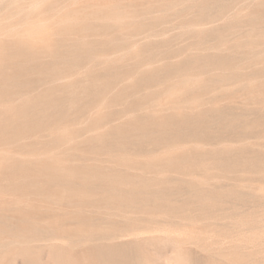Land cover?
Here are the masks:
<instances>
[{
  "label": "rangeland",
  "instance_id": "obj_1",
  "mask_svg": "<svg viewBox=\"0 0 264 264\" xmlns=\"http://www.w3.org/2000/svg\"><path fill=\"white\" fill-rule=\"evenodd\" d=\"M19 1L18 0H10V2H9V0H5V1L0 0V4H1L0 10L2 9L0 11V15H1L0 20L2 19V17H5L4 14L9 13L10 9L17 6L15 4H19ZM22 1L29 3V2H32L33 0H27V1L21 0V2ZM87 1L88 0H80L75 5H73V7H76V8L80 7L84 3H86ZM191 1L192 0H188V2L186 3L187 7L185 4H180V5L178 4L176 6V8L179 10H177L176 12H174L172 14L171 13L167 14V16H165L166 18L161 17L162 13H161L160 7H154V10L153 9L151 10L153 12L148 13V15L152 16V18L146 20L147 22H145L144 27L149 29V32L151 35H153V37L150 35V37H151V39H150L149 33L148 34H145V33L139 34V36L142 40L139 38V36H137L138 37L137 41L139 43V44H137V46L139 45L138 46L139 49H138V47H136V50H138V53H139L138 54L139 56L137 55L138 58L140 57L141 54L143 56L145 53H146L145 55H148V56H146V58L144 55V58L141 56L142 58L140 57V59H138V58L136 59V56L132 54V50H133L132 47H130V46H128L122 42L114 45V47H113V45H110L107 47L104 44L100 45V43H102L107 38H110V36H114L115 35L114 33L106 34V33L102 32L101 34L95 36L98 39L100 38L99 40H102V42L101 41H99L97 43L92 42V44L88 43V42L84 43L82 41H75L74 43L73 42L67 43V42L61 40L60 38H58V39L54 40L52 42V44H50L49 49L52 51H54V50L60 51L61 49H63L64 52L65 51H67V52L63 55V57H65V58H63V57H62V59L60 58L59 61L55 62L54 64H52L50 66L54 69L53 75L43 74V76L39 77L40 76L38 74L39 69H37L35 67V68H32V69L26 71L24 76H20L21 79H24L25 81L27 80V82L23 81V83H20L19 81H17V82H12L13 84L11 83V86L14 88L13 89L11 87V89H13L12 91L16 92V93L14 92L15 97H16V95H17V97H19V99H25V98H32L33 97L36 100L45 96L44 94H46L45 93L46 88H48L49 86L59 88V86L61 87L63 85L65 86L66 84H70L72 86L71 92L73 94L76 92L75 96H77V98H78L77 103L81 102V106L78 104H75L76 109L74 107L73 109H71L72 111L69 110V113L72 117V118H70V124L73 127H74V125H76L75 129H74V133H73V139L74 138L75 139L73 141H71L72 143L71 142H70V144L67 143L68 144L67 145L64 142L55 141L53 138H48V137H50V135L48 133L49 131L47 129H45V127L42 128L39 132V138L37 140L38 146L34 150L33 156L34 155L35 156L31 157L32 163L30 165L27 164L24 166H19L16 164V165H10L8 167H4L3 170H5V171H3V170L0 171V177L2 179H4L3 182L11 179V176L13 175L14 170H17V169H22L23 171H26V172L27 171L32 172L33 176H36V175L39 177H43L46 175L47 176H54L53 172H50L49 170H46L44 168V166H43L44 161H43V158H41V156H43V153H50V151H53V153L55 152V154H56V152H58L57 155H58L59 161L60 160L62 162H63V160L66 161V163L65 162L62 163L64 165V167L66 168V172L67 171L73 172L74 170H75L74 172H78L81 170V168H82V171H83V169L88 168L87 169L88 174L92 175L90 173L91 172L94 173V171H96L95 166H96V164L99 163L98 165H100L103 168V170L101 173H98L99 175H97V176L95 175L94 178H95V180H97V182H95L94 178H93V181L87 185L88 190L91 191V192H87V193L92 194L94 197L97 196L96 192H98V191H101L104 194H106V196H110V197L112 194H113L112 196H114V197H123V195L125 196V194L128 196L136 195V191L132 190L133 188L130 189V187H129L130 190H128L127 188H126L127 190L126 189L123 190V189L118 188V186L116 185L117 183L113 180L111 182L110 178L108 177V173H107V172H109L108 167H110L111 169H114V171H116V172L118 171L117 173L120 176H122L126 173V175H124L125 177L124 176L123 177L127 178V172L126 171H130V169H131L132 172L130 171V173H132L133 175L135 174L136 176L138 174L137 177L141 178V180H145L146 182H148L150 184L149 185L150 189H148V191H147L148 193L147 192L146 193L151 194L152 198L150 196H148L147 194H145V196H147L150 199V201H149L150 206L155 207L157 209V211H156L157 214H155L157 218L155 217V221H154L155 223L153 222L155 225L153 223H151V224H153V226H154L153 227L147 221L148 213L144 212L145 209H143V207L137 206L136 204H130L128 207H126V208L124 207V209H123L125 216L128 214V216L131 218H128V216H126V218H125L123 212L119 211L118 208L120 207V204H121V202H119V201H112V202L107 203L108 206L110 205L109 208L112 209V210L109 209L108 214L103 208H102L103 210L100 209L101 210L100 212L95 213V212H93V209H97L96 208L97 206L88 207V210H90V211L92 210V212H89V213L90 214L94 213V216L90 215L86 218L87 221L91 222L92 225L102 226L104 224V226H102V227H110L111 221L114 222L113 226L115 227V229L111 230V232L108 234V236H110V237L105 236L103 238L102 236L95 235V236L91 237V240H90V238L88 240H83L85 238H78V237L75 238L74 236H69L67 233H64V234L56 233V234H54V233L49 232V231L48 232L44 231V232H40V234H39V232H38L37 234H34V237L32 236V239L34 238L36 240V242H35V240L33 239L34 243L41 247L40 249L42 250L43 254H44L43 251H45L44 249H46L45 255L43 258L44 261H50V258L48 255L49 251L47 250L48 249L47 245L49 244V242L50 243L53 242V240H54V242H56L58 240V242H56V243H61V244L68 243L66 245H69L71 248H73V246H74L73 249L77 250V249L81 248V246L82 247L86 246V244L89 245V244H94L97 242L98 243L103 242V241L105 242V240H106V242L107 241L108 242L109 241L110 242L117 241V243H120L119 241L126 242V240L129 241V240L133 239L132 241L134 242V244H136V243L139 244V245L137 244L138 246L136 245L137 247L135 245H133V246H135L136 249L138 247H139V249L137 251L135 249L131 254L133 259L136 257L139 258L138 260L134 259V260H136V261H134L135 264L136 263L137 264H142V263L143 264L144 263L145 264H148V263H150V264H189V263L190 264H197V263L198 264H264V174H263L264 173V93H263L264 92V83H263L264 82V79H263L264 78V58L262 59L263 63H262L261 59H259V60L249 59V58H247L248 57V55H247L248 49L247 48L243 47V48L238 49L235 46H233L234 41L236 42L237 38H238V37L236 38V36H239L238 40H240V39L244 40V39L249 38V35H250V37L253 35L255 37L257 35L259 36L261 33L264 32V19H263V17H264V0H200V2L198 0L197 1L193 0V1H195V3L193 1L192 2ZM1 2H3V5ZM201 2L203 4H201ZM191 3H193V4H191ZM224 3H225V5H224ZM204 4L206 7L204 6V8H203ZM10 5H12V6L9 7ZM193 5H196V6L198 5L199 7H196ZM6 6H7V8H6ZM3 7H5L7 10ZM195 7L197 9H195ZM199 8H200V12H199ZM205 8H207L206 10H208V12L206 10H203ZM2 11L4 14L2 13ZM204 11H206V13H204ZM150 13H153V15ZM159 13H160V15H159ZM207 13H209V14L207 15ZM201 14H204V16H202ZM239 14H242V17L239 16ZM154 15H156V16H154ZM205 15L209 16V18L206 17ZM153 16H154V18L155 17L157 18V16H158V18L157 19L155 18V20H153L154 19ZM199 17H202V18H199ZM204 17L206 19H204ZM230 18H231V20L232 19L234 20V21H231V23L229 22ZM241 18H242V20H241ZM249 18H252L254 21L252 19H249ZM15 19H17V17ZM255 19L256 20L259 19L260 23L258 21H256ZM12 20L8 19L7 21L9 22ZM238 21H240V22H238ZM228 24H230V25H228ZM198 26H201V27H198ZM233 27H235V28H233ZM202 28L204 30H202ZM225 28H226V30H228V32L229 31H231V33L233 32L232 34H234L235 30L239 34L235 35L237 33L236 32L234 35H232L229 32L230 34L227 35V31L225 30ZM249 28H251V29H249ZM258 28H260V29H258ZM198 29H200V30H198ZM205 29H207V30H205ZM150 30H152V32ZM211 30H213V31H211ZM194 31H196L197 35ZM207 31H209V32L207 33ZM252 31H253V34H252ZM55 32H59V31L55 30ZM200 32H202V33H200ZM211 32H212V34H210ZM223 32H225L224 33L225 36H223ZM255 32H257V33H255ZM258 32H259V34H258ZM201 34L203 36H199ZM218 34H219V36H218ZM243 34H246L245 35L246 37ZM143 35L144 36L148 35L147 37H149V38H147V37H145L146 39L144 37L143 38L145 39V41L150 40L149 43L147 41L145 43L144 39L142 38ZM230 35L232 36V38L230 37ZM216 36L217 37L221 36V37H225V38H227V36H228L231 39L230 40L227 38V40H228L227 45L222 46V48L225 47L224 49H226L223 53H222L223 49L220 48L219 43H218V41H219L218 39H220L221 37L216 38ZM241 36H243V37L241 38ZM259 39H260L259 43L261 41L264 42V40H262L263 37L258 38V40ZM232 40H234V41H232ZM140 41L141 42L143 41L142 45H141ZM150 42H152V44ZM229 42H231V43H229ZM262 42L260 44H261V46H264V45H262V44H264ZM119 44H120V46H118ZM143 44H145V45H143ZM147 44H150L152 46H149V45L147 46ZM140 45L142 47H140ZM230 45H231L232 50L230 49ZM261 46H260L259 50L264 51V47H261ZM150 47H153V48H151L152 51H154L155 49L158 50V51L155 50V54L156 53H158V54H156L154 56V58L152 57L153 60L151 59L153 62L151 60H150L151 62H149L150 58L148 59L149 52L151 50ZM84 48H87V49H84ZM111 48H113L114 50H112ZM217 48H219V50ZM118 49H119L118 52H120V51H121V53L124 52L123 53L124 57H125V58H123L124 61H123V59H121L119 62L118 61L113 62L114 64L113 63L110 64L108 62H105V64H104V61L102 62V60H100V59H97V61L99 62L98 63L97 61H95L96 59L94 60V59L90 58V56H95L97 54L99 55V52L101 54L105 53V52H106V54L107 53L113 54ZM4 50L7 53V55H10V54L14 53V50H16V47L13 43H7L4 47ZM144 50H146V51H144ZM24 51H26V50H20V53H22L23 59L21 58L20 62H18V63H23V64L29 65L30 62L26 59L27 58L31 59V57H33V55L29 52L25 53ZM234 51H236V53ZM237 51H238V53H237ZM240 52H242V54L243 53L244 54L242 55ZM217 53H218L220 58L223 57V59L226 60L227 65L225 64L224 60H222V58L219 61H217L218 59L216 60V58H219ZM221 53L223 56L220 55ZM224 54H226V55L224 56ZM239 54L241 56H239ZM235 55H237V56H235ZM194 56H196V57H194ZM155 57H156V60H155ZM194 58L195 59L198 58V59L195 60ZM233 58L234 59L237 58L236 61ZM190 59H192V60H190ZM65 60H67V61H65ZM142 60H144V61H142ZM237 60H239L238 62H239L240 67H239V65H237L238 63H236ZM240 60H242V61H240ZM222 61L224 63H222ZM234 61H235V63H233ZM244 61H247L249 66H247V63ZM250 61H252L253 63H251ZM64 62H70L71 65H67ZM121 62L123 64V66H122V64H120ZM217 62H218V65H217ZM106 63L108 65H106ZM195 63H197V64L195 65ZM13 64H14V60H12L11 58H8V57H4L3 59L0 60V69L3 70L4 72L5 71L9 72L11 70V68L13 67ZM103 64L106 66H109V68L110 67L114 68V70L113 69H111V70L113 71V75L116 73L115 76H117L118 81L113 86L112 90L109 92V94L112 93L114 95L110 94V96H107V98H108L107 100H108V103H110L109 107L111 108V110H110V108L107 109V113H108V115L106 116L107 119L106 118L104 119L107 123L105 121H103L104 125L101 124L100 130L102 131L103 135H102L101 139H95V138H93L94 133H92V132L94 131V126L92 125V119H91V115H90V113L92 114V112L94 111V104L93 103L91 104V102L89 100L92 98V97H90L91 92L89 93L88 90L86 92L85 86H87V84H89V83H92L93 81L95 82L96 80H98L97 82L100 81V83L104 84V82L107 80L106 74L108 73L109 68H107L108 70H106V66L104 67ZM118 64L120 65V67ZM221 64H223V65L221 66ZM244 64H246V65H244ZM250 64H252V65H250ZM89 65L91 68L88 67ZM102 65H103V67H102ZM9 67H11V68H9ZM87 67L90 69H88ZM229 67L230 68L232 67L234 69L231 68V70H230ZM103 68H105V69H103ZM125 68L126 69L128 68V69L126 70ZM178 68H179V70H178ZM237 68L239 70L242 68L241 69L242 73H241V70L237 71L238 70ZM74 69H76V70H74ZM115 69H117V70H115ZM120 69H122V70H120ZM174 69H176V70H174ZM79 71H82V72H80L81 77L80 76L75 77L73 72H79ZM117 71L120 73V76H119V73ZM148 71H149V73L150 72H152V73L149 74ZM199 71H201L200 74L197 73ZM122 72H123V74H122L123 77L121 76ZM129 72L131 74H129ZM186 72H188L190 74H198V75H200V77L204 76L203 77L204 79L202 77L200 78L202 80L200 82L201 83L203 81L204 82L200 85L202 89H199L200 88V86H199L192 91H190V90L187 91L183 95V99L181 98V100L186 101V100H191V99L199 97L198 99H200L202 101L201 105H199V107L197 106L195 108L182 107L181 112L187 118L181 116V119L178 122V124L166 126L163 131L162 130L160 131L159 129H157L155 131L149 132V134H148L147 132H141L140 130H138L136 128L134 130V128H132V127L135 124H138L142 120H144V117H145L144 114L146 111V108L138 107L136 105V102L144 100V95H146V94L147 95L151 94L153 96V99H155V97L157 99L160 96V94L163 92V90L165 89L164 86L166 85L167 82H177L178 80H180V79H178V77L182 78V76ZM239 72L241 75L239 74ZM93 73H95V74H93ZM153 73H155V74H153ZM174 73L176 76L174 75ZM215 73H216V75H215ZM217 73H219V74H221V76L222 75L223 76L219 77V74H217ZM70 74H71V76H70ZM124 74H127V75H124ZM178 74H180V75L178 76ZM181 74H182V76H181ZM83 75H84V77H83ZM128 75L129 76L133 75L132 77L134 79H132L131 84H129V82H128V79H127ZM102 76L104 79L102 78ZM212 76L214 78H212ZM235 76L238 79H236ZM79 77H80V79H79ZM85 77H87L88 80ZM143 77H146V78L143 79ZM156 77L158 79H156ZM175 77H177L176 80H174ZM223 78H224V80H223ZM66 79H67V81H66ZM207 79H208V81H207ZM211 80H212V82H211ZM221 80L225 81V82H223V84H222ZM258 80H260V81H258ZM10 81H13V80H10ZM46 81H48V82H46ZM215 81H216V83H219V84H214ZM256 81H257V83L259 82L258 85H256L257 84ZM55 82H56V84H55ZM60 82L63 84H61ZM84 82H85V84H84ZM210 82L213 83L215 86L212 85ZM242 82H243V84H242ZM244 82H245V84H244ZM123 83H126V84H123ZM209 83H210V85H209ZM220 83L222 84V86ZM53 84H55V85H53ZM206 84H208L209 88H207L208 86ZM249 84H251V85H249ZM0 85L2 87V84H0ZM16 85H18V86H16ZM259 85H261V86H259ZM248 86H250V87L248 88ZM253 86H255V87H253ZM244 87L246 90L244 89ZM222 88L225 91L222 90ZM28 89H29V91H28ZM252 89L253 90L255 89V90L253 91ZM219 91H222V92H219ZM260 91H262V92H260ZM37 92H39V93L37 94ZM247 92L249 95L246 94ZM141 93H143V94H141ZM81 94H83L84 96L86 94V96L84 97ZM87 95H90V96H87ZM251 95L253 97H251ZM254 95H256V96H254ZM111 96H112V98H111ZM130 98H133V100L132 99L130 100ZM136 98H138V100ZM66 99H69L67 94H66ZM84 99L86 101H84ZM125 99L129 100L130 102L125 100ZM126 101H127V103H126ZM129 103H131V104H129ZM39 106L40 105L35 106L34 111L39 110L40 109ZM145 106H147V108H149L148 107L149 105L145 104L144 107ZM77 107H79V108H77ZM82 107H84V109L80 110ZM169 107H171V103L165 101V103L163 105V112L164 113L162 111H160L162 109L155 111V113L153 112L157 117L156 120H158L159 125H161L162 122H164L166 120V118H168L169 115L174 112L173 109H171V108L168 109ZM78 110L80 111V114H79ZM151 111H153V110H151ZM165 111H167V112H165ZM83 112H84V114H83ZM129 113H131V114H129ZM82 114H83V116L81 117ZM131 115L133 118L131 117ZM138 115H140V116H138ZM135 116H137V117H135ZM141 116H142V118H141ZM160 117H161V119H160ZM82 118H85V119L87 118L89 122L87 121V119L82 120ZM162 119L163 120L165 119V120L162 121ZM74 120H75V122H74ZM124 120H126V121H124ZM58 122L59 121H57V124H58ZM112 123H114V124H112ZM105 124H109V125H105ZM79 125H81V126H79ZM82 125H84V126H82ZM54 126L55 125H53V127ZM77 127H78V130H77ZM103 128H104V130H103ZM120 128H125L126 131L120 132ZM139 133L141 136L139 135ZM143 133L146 135H144ZM86 135H88V136H86ZM83 136H84V138H83ZM78 138H79V140H78ZM26 139H28V138H26ZM83 139L84 140L86 139V140L84 141ZM89 139H91L92 141ZM81 140H82V142H81ZM99 140H101V141H99ZM105 140H107V142ZM104 143L105 144L107 143L106 145L108 146V148L105 151L104 150H98L100 148V145L104 144ZM58 144H59V146H58ZM168 144L179 145V146H182V147L187 148V149L193 148L194 147L193 145L201 146L200 149L205 150L203 152H205L206 154H203L201 156H197L196 158L193 157L192 161L195 160L194 162H197L199 159H201V160L204 159L207 162H210V163L213 162L212 163L213 167L211 165V167L209 169H207L208 174H207L206 170L201 169V168H200L201 169L200 170L198 167H195V166H193L194 168L191 167L192 170H190V167H187L186 169L185 168L181 169V167H178L180 162H178L177 160L173 161L174 158L172 156L170 157V155L167 154L166 148H167ZM113 145H116V146H113ZM191 145L193 147H191ZM4 146L5 145L0 143V148L4 147ZM61 147H62V149L59 150ZM18 148L19 147H16L14 149L21 151L20 150L21 148H19V149ZM87 148H89V149H87ZM120 148L122 150H120L118 152V150ZM67 150H73L74 153H72V154L69 153V155H70L69 156L68 153H65ZM76 150L78 152H76ZM125 151L126 152L128 151V153H126ZM82 152H83V154H82ZM116 152H118V153H116ZM21 153H22L21 154L22 156L25 155V153H23V152H21ZM125 153L127 156H130V158L132 159L131 160L132 165L129 168L127 167V165H124L123 163H121L119 161L120 155L121 154L125 155ZM98 154H100V155H98ZM157 154H159V155H157ZM59 155L60 156L62 155L63 157L62 156L60 157ZM148 156L149 157L152 156V157L149 158ZM164 156H166V157L164 158ZM65 157H67L68 159ZM77 157H78V159H76ZM153 157L155 159H153ZM94 158H97V160ZM169 158H171L173 162H170L171 159L169 160ZM149 159L151 162H149ZM69 160L70 161L72 160L71 162L73 164L70 165V162H67ZM73 160L76 164L73 162ZM94 160H96L95 163L93 162ZM176 161L178 163V166H177ZM77 162H79L80 164L79 163L77 164ZM119 162H120V164H119ZM244 162H246L249 165L244 164ZM133 163H134L135 167L133 166ZM150 163L151 164L153 163L152 164L153 166ZM170 163L173 164L174 166H177V167H174ZM240 163H242L243 165ZM65 165H67V166H65ZM77 165H79L80 168ZM240 165H241V167H240ZM132 166L134 167V169ZM33 167H35V168H33ZM39 167H40V169H39ZM234 168H235V170H234ZM104 169H106V170H104ZM196 169L197 170L199 169L200 171L199 170L197 171ZM253 169H254V171H253ZM119 170H121V171L119 172ZM193 170H196V171L193 172ZM133 171H134V173H133ZM135 171L138 173L136 174ZM123 172H124V174H122ZM193 173H195L196 177L194 176ZM202 173H204V174H202ZM101 174L102 175L104 174L103 176H105V178ZM141 174H142V176H141ZM189 174L191 177H189ZM203 175H204V177H203ZM207 175H208V177H206ZM156 176H161V177H158L159 179L160 178L162 179L163 177H165L162 179L163 181L167 178L165 180V182H168V183L165 184L167 186L164 185L165 188L161 187V186H163L162 184H159L160 186L157 185L158 184L157 180H159V179ZM187 178H188V180H187ZM195 178H197V180ZM203 178L205 179L204 181H203ZM99 179H100V181H99ZM148 179H149V181H148ZM206 179H208V180H206ZM200 181L203 182L202 184H204V183L205 184L202 185ZM114 182L116 184H113ZM169 182H171V183L169 184ZM99 183H100V185L97 186V184H99ZM91 184H93L94 186ZM54 185L55 184L46 185V187L55 188ZM194 185H196V186H194ZM57 186L61 188L64 186V184L63 185L59 184ZM80 186H81L80 184L75 183V184L71 185L69 189L79 190ZM168 186L169 187L171 186V188H169ZM188 186H189V188H188ZM202 186H204V187H202ZM151 187H154V188H151ZM194 187H196V188H194ZM223 189H225V190H223ZM110 190H112L113 192L112 191L109 192ZM150 190H151V192H150ZM201 190H204V191H201ZM218 190L221 192V193L219 192L220 195L217 194V196L219 195L218 197L215 195L213 196L212 194H215L214 193L215 191H216V193H218ZM206 191H208V192H206ZM0 192L11 193V190L7 189L6 186H2V187H0ZM196 192H198V193H196ZM227 192H228V194L226 195ZM2 193H0V195H2ZM200 193H202L204 196L201 195ZM24 194H26V193H24ZM223 194H225L227 197L224 198L225 195H223ZM117 195H119V196H117ZM33 196H35V198L37 200H39L41 198H38V197H42L43 195L34 194ZM94 197H92V199ZM200 198H201L202 202H201V200H199ZM209 199H212V200H209ZM16 200H17V198L15 197L13 199L12 203H9V204L3 205V206L1 205V207H0V218H1L0 223L3 221L4 222V223L2 222L3 224H7V225L3 226V224L1 223L0 228L6 230V232H8V233L2 232L3 234L0 236L1 237L0 243L2 246V247L0 246V252H1L0 256H3L4 254H12V251L9 252V250L13 249L14 247L20 246V244H21L20 240L18 241L13 237L11 238V236L9 235L10 229L13 228L12 230H14V229H16L22 225L21 222L13 219V211H14V207L16 206L14 201H16ZM207 200L209 203L207 202ZM172 202H174V204ZM186 202H187V204H185V207H184L182 204H184ZM177 204L180 205V207H179L180 210H178V209L175 210L178 207ZM200 204H201V206H200ZM206 204L207 205L209 204V206H207ZM8 205H10L11 210L8 209L9 208ZM100 205H103V207L106 206V208H108L107 205L105 204V202L101 203ZM163 205H165V206H163ZM181 205L184 207V209ZM187 205H189L190 208H188ZM116 206H119V207H116ZM166 206H168V208ZM174 206H175V209L173 208ZM53 208H54V210H57V207L55 208V206H54ZM202 208H203V211H201ZM207 208H208V210H207ZM3 209H5V210H3ZM185 209H187V210H185ZM130 210L132 212H130ZM10 212H11V214H10ZM102 212L104 213L106 218L104 217ZM119 212L122 214H118ZM179 212H180V214H179ZM129 213L131 215H129ZM182 213H184V214H182ZM96 214H97V216H96ZM100 214H101V216H100ZM255 214L257 217V221H256V217L254 216ZM109 215H113V216H110V218H109ZM182 215H185V216L187 215V216L185 217ZM250 215H252L253 218L255 217L254 221H253V218H251L252 216L250 217ZM119 216H122V217L119 218ZM169 216H171V217H169ZM247 216H249L250 218L249 217L247 218ZM259 216L261 217V220H259L260 219ZM103 218H105V219H103ZM244 218H245V220H244ZM246 218L248 219V221H250V223L247 221ZM127 219H129L130 221L133 220L137 224L139 221L140 225L138 224V227H136L137 224H131L132 227L127 230L128 223L130 222V221L129 222L127 221L126 223H124ZM137 219H138V221H137ZM142 219H143V221H141ZM249 219H251V220H249ZM109 220H110V222H109ZM95 221L97 222L96 224L94 223ZM74 222H75V224H74ZM122 222H123V224H122ZM142 222L144 224H142ZM76 223L77 222L75 220H67L66 221V225H67L66 227H68L69 229H74V227L76 226ZM146 224L148 226H145ZM142 225H144L145 229L143 228ZM2 226H3V228H2ZM11 226H12V228H10ZM139 226H141V227L139 228ZM149 226H152V227H150L151 229L149 228ZM194 226H196V227H194ZM1 229H0V231H1ZM168 229H170V230H168ZM146 230H148V231H146ZM185 231L187 233H194L196 231H199V232L203 231V232L201 234L193 235L191 238L187 239L184 242L183 241H177V243H176V241H173V239H171V240L169 239V238H171L170 234H172V235L175 234L176 237L178 236L177 238H182L183 232H185ZM157 232H160V233H157ZM42 233H44V234H42ZM47 233H48V235H47ZM240 233L244 234L245 239H243V237L240 236ZM52 234H54L53 237L51 236ZM207 234H208V236H207ZM6 235H8V236H6ZM149 235H151V236H149ZM3 236H4V238H3L4 242L2 239ZM55 236H56V240L54 239ZM35 237H37V238H35ZM57 237L58 238L60 237L59 238L60 240ZM68 237H70V238H68ZM107 237H108V240H107ZM109 238H111V239H109ZM114 238H115V241H114ZM155 238H157V239H155ZM5 239L6 240L8 239V240L6 241ZM9 240L12 241L14 244L17 243V245H13V246L10 245ZM79 240L82 242H79ZM16 241H18L19 244ZM13 243H11V244H13ZM176 244H177V247H176ZM3 246H4V248H3ZM143 246H145V247H143ZM178 246H180V248ZM44 247H46V248H44ZM140 249H143L142 250L143 252L142 251L140 252L139 251ZM178 250H179V252H178ZM135 251L137 253L139 251L140 254L138 253L136 256ZM47 252H48V254H47ZM141 256H142V259H140ZM23 257L24 256L21 257V255L16 256V258L14 259V262L16 261L15 264H26L27 262H25L26 260ZM46 257H47V259H46ZM181 258L184 260H182ZM16 259H18V260H16ZM191 259H192V261H191ZM139 260L141 261V263ZM145 260H148V261L146 262ZM202 260L206 261V262H202ZM189 261H191V262H189ZM199 261H201V262L199 263ZM51 262H52V260H51Z\"/></svg>",
  "mask_w": 264,
  "mask_h": 264
},
{
  "label": "bare ground",
  "instance_id": "obj_2",
  "mask_svg": "<svg viewBox=\"0 0 264 264\" xmlns=\"http://www.w3.org/2000/svg\"><path fill=\"white\" fill-rule=\"evenodd\" d=\"M5 1V0H4ZM19 1V0H18ZM27 1V0H26ZM80 0H33L32 2H21V0L19 1V4H15L17 6L13 7L12 9H10L8 14H4L3 11L2 13L5 15V17H2V19L0 20V60L3 59L4 57H8L11 58L12 60H14V64L13 67H9L11 68V70L9 72H4L3 70L0 69V84H2V87L0 85V143L5 145L4 147L0 148V171L3 170L4 167H8L10 165H19V166H24V165H30L32 163V156L34 154V150L35 148L38 146L37 145V140L39 138V132L42 128L45 127V129H47L50 137L48 138H53L55 141H60V142H64V143H69L71 141H73V133H74V127L70 124V118L71 115L69 113V110L72 111L71 109H73L76 106L75 104H78L81 106V102L77 103L78 98L77 96H75L76 92L73 94L71 92L72 90V86L70 84H66L65 86H59V88H55L53 86H49L48 88H46V91L44 94L45 96H43L42 98H39L38 100L32 98H25V99H19V97H15V93L12 91L14 88L11 86L12 82H17L19 81L20 83L27 82V80L25 81L24 79H21L20 76H24L26 71L32 69V68H37L38 70V74L40 75L39 77L43 76V74H49V75H53L54 73V69L52 67H50L52 64H54L55 62L59 61L60 58L62 59L63 55L67 52L63 49H61L60 51H52L49 49L50 44H52V42L58 38H60L61 40L67 42V43H74L75 41H82L84 43L88 42L91 43L92 42H99L102 40H99L98 38H96L95 36L101 34L102 32L106 33V34H110V33H114V36H110V38H107L106 40H104L101 44H104L106 47L110 46V45H116L118 43H125L126 45L132 47V54L136 56V59L138 58V50H136V47L138 43L137 41V36H139V34L145 33L148 34L149 33V37H150V32L148 28H145V22H147L146 20L151 19L152 16L148 15L149 12H153L151 11L152 9L154 10V7H160L161 8V13H162V18L167 16V14H172L174 12H176L177 9L176 6L179 4H185L188 2V0H88L86 3H84L82 6L80 7H73V5H75L77 2H79ZM193 1V0H192ZM191 1V2H192ZM197 1V0H196ZM200 2V0H198ZM10 2V0H9ZM8 2V3H9ZM195 3V1H193ZM198 2V3H199ZM204 2V1H203ZM3 5V2H1ZM211 3V2H210ZM12 4V3H11ZM193 4V3H191ZM201 4H203L201 2ZM262 4V3H261ZM184 5V6H185ZM199 5V4H198ZM196 7H199V6ZM225 5V3H224ZM1 6V4H0ZM12 5H10L9 7H11ZM205 4L203 5L204 8ZM8 7V8H9ZM187 7V5H186ZM191 7V6H190ZM189 7V8H190ZM195 7V9H197ZM206 7V6H205ZM208 7V6H207ZM230 7V6H229ZM1 8V7H0ZM5 8V7H3ZM7 8V6H6ZM5 8V9H6ZM4 9V10H5ZM159 9V8H158ZM192 9V8H191ZM207 8L203 9L206 10ZM242 9V8H241ZM2 10V9H1ZM0 10V11H1ZM7 10V9H6ZM198 11V10H197ZM202 11V10H201ZM208 12V10H206ZM206 11H204V13H206ZM199 12H200V8H199ZM198 13V12H197ZM153 15V13H150ZM155 14V13H154ZM176 14V13H175ZM209 13H207L208 15ZM212 14V13H211ZM216 14V13H215ZM160 15V13H159ZM158 15V16H159ZM197 15V14H196ZM202 16H204V14H201ZM200 15V16H201ZM214 15V14H213ZM212 15V16H213ZM1 16V15H0ZM156 16V15H154ZM153 16V18H154ZM157 16V18H158ZM206 16V15H205ZM239 16L242 17V14H239ZM17 17V19H15ZM209 18V16H206ZM235 17V16H234ZM237 17V16H236ZM156 18V17H155ZM155 18L153 20H155ZM156 18V19H157ZM166 18V17H165ZM164 18V19H165ZM202 18V17H199ZM240 18V17H239ZM256 18V17H255ZM12 20V21H7V20ZM161 19V18H160ZM159 19V20H160ZM204 19H206L204 17ZM237 19V18H236ZM252 19V18H249ZM264 19V17H263ZM240 20V19H239ZM242 20V18H241ZM253 20V19H252ZM256 20V19H255ZM231 21H234L233 19L231 20L230 18V23ZM254 21V20H253ZM260 23L259 19L256 20ZM240 22V21H238ZM149 23V22H148ZM249 23V22H248ZM258 23V24H259ZM262 23V22H261ZM230 25V24H228ZM253 26V25H252ZM201 27V26H198ZM197 27V28H198ZM192 28V27H191ZM195 28V27H194ZM204 28V27H203ZM202 28V30H204ZM235 28V27H233ZM252 28V27H251ZM249 28V29H251ZM256 28V27H255ZM254 28V29H255ZM223 29V28H222ZM248 29V30H249ZM260 29V28H258ZM257 29V30H258ZM55 30L59 31V32H55ZM192 30V29H191ZM196 30V29H195ZM200 30V29H198ZM207 30V29H205ZM209 30V29H208ZM226 30V28H225ZM247 30V31H248ZM152 32V30H150ZM213 31V30H211ZM227 31V35L231 33V31L228 32ZM196 33V31H194ZM209 31H207L208 33ZM237 31L235 30L234 34ZM250 32V31H249ZM248 32V33H249ZM261 32V31H260ZM202 33V32H200ZM206 33V34H207ZM215 33V32H214ZM218 33V32H217ZM225 32H223V36ZM233 33V32H232ZM231 33V34H232ZM251 33V32H250ZM257 33V32H255ZM204 34V33H203ZM205 34V35H206ZM212 34V32L210 33ZM232 34V35H234ZM239 33L237 32L235 35H238ZM253 34V31H252ZM259 34V32H258ZM197 35V33H196ZM204 35V36H205ZM242 35V34H241ZM244 36L246 34H243ZM249 35V34H248ZM146 36H142V38L147 37ZM153 37V35H151ZM199 36H203L202 34ZM219 36V34H218ZM258 36V35H257ZM254 35L247 39H239V36H236L237 41L233 43V46H235L236 48L240 49V48H247V55L249 59H254V60H259L264 58V51L262 52L260 49L261 46V42L259 43L260 39L258 40V38L263 37L262 40H264V32L261 33L258 37ZM261 36V37H260ZM147 37V38H149ZM221 37V36H220ZM217 37L216 38H220ZM230 37L232 38V36L230 35ZM234 37V36H233ZM243 36H241L242 38ZM246 37V36H245ZM140 38V36H139ZM143 38V39H144ZM204 38V37H203ZM215 38V39H216ZM228 39H230L227 36ZM225 37H221L220 39H218V43L220 48H222V46L227 45L228 40ZM141 39V38H140ZM146 39V38H145ZM144 39V41H145ZM151 39V37H150ZM142 40V39H141ZM231 40V39H230ZM147 41V40H146ZM145 41V43H146ZM150 41V40H149ZM149 41H147L149 43ZM231 41V42H232ZM141 42V41H140ZM229 42V43H231ZM7 43H13L16 47V50H14V53L7 55V53L4 50V47ZM143 41L141 42L142 45ZM152 44V42H150ZM264 43V42H262ZM90 44V45H91ZM99 44V43H98ZM140 45V47H142ZM145 45V44H143ZM152 46L150 44H147V46ZM264 45V44H262ZM66 46V45H65ZM88 46V45H87ZM120 46V44L118 45ZM68 47V46H67ZM101 47V46H100ZM264 47V46H261ZM105 48V47H104ZM116 48V47H115ZM153 47H150V49ZM156 48V47H155ZM225 48V47H224ZM222 48V53L226 50ZM66 49V48H65ZM68 49V48H67ZM87 49V48H84ZM112 50H114L113 48H111ZM139 49V47H138ZM219 50V48H217ZM230 49L231 45H230ZM237 49V50H238ZM20 50H26L24 51L25 53L29 52L33 55V57H31V59H26L30 62V64H23V63H18L20 62V59L22 58V53H20ZM149 50V49H148ZM147 50V51H148ZM156 50V49H155ZM155 50L152 51V49L149 52V62H151L154 58V56L158 53L155 54ZM235 50V49H234ZM244 50V49H243ZM70 51V50H69ZM91 51V50H90ZM94 51V50H93ZM96 51V50H95ZM100 51V50H99ZM110 51V50H109ZM117 51V52H116ZM115 53L113 54H106L105 53H100L99 55H95V56H90L91 59H96L95 61H97V59L102 60V62H108L110 64H112L113 62H119L121 59L125 58L124 57V52L121 53L118 52V50H116ZM146 51V50H144ZM158 51V50H156ZM241 51V50H240ZM79 52V51H78ZM82 52V51H81ZM97 52V51H96ZM218 52V51H217ZM236 53V51H234ZM80 53V52H79ZM145 53V52H144ZM220 53V52H219ZM222 53L220 55H222ZM226 53V52H225ZM238 53V51H237ZM242 54V52H240ZM82 54V53H81ZM89 54V53H88ZM123 54V55H122ZM146 54V53H145ZM144 54V55H145ZM160 54V53H159ZM233 54V53H232ZM244 54V53H243ZM242 54V55H243ZM138 55V56H137ZM144 55L142 56V54L140 55V57L142 56L144 58ZM193 55V54H192ZM191 55V56H192ZM218 55V53H217ZM226 54H224L225 56ZM84 56V55H83ZM148 55H145V58ZM158 56V55H157ZM156 56V57H157ZM223 56V55H222ZM233 56V55H232ZM237 56V55H235ZM239 56H241L239 54ZM140 57L138 59H140ZM141 57V58H142ZM155 57V60H156ZM196 57V56H194ZM215 57V56H214ZM219 57V55H218ZM243 57V56H242ZM65 58V57H63ZM127 58V57H126ZM199 58V57H198ZM196 58V59H198ZM222 60H224L225 64H226V60L223 59V57H221ZM216 58L217 61H219L221 59ZM23 59V58H22ZM67 59V58H66ZM152 59V60H151ZM195 59V58H194ZM195 59V60H196ZM234 59V58H233ZM237 59V58H236ZM236 59H234L236 61ZM25 60V59H24ZM93 60V61H94ZM99 60V61H100ZM146 60V59H145ZM151 60V61H150ZM192 60V59H190ZM228 60V59H227ZM231 60V59H230ZM229 60V61H230ZM246 60V59H245ZM67 61V60H65ZM124 61V59H123ZM144 61V60H142ZM232 61V60H231ZM235 61L233 63H235ZM239 60H237L236 63H238L237 65H239ZM242 61V60H240ZM98 62V61H97ZM153 62V61H152ZM193 62V61H192ZM191 62V63H192ZM222 61V63H224ZM247 63V61H244ZM251 63H253L252 61H250ZM259 62V61H258ZM257 62V63H258ZM67 65H71L70 62H64ZM87 63V62H86ZM94 63V62H93ZM99 63V62H98ZM199 63V62H198ZM263 63V61H262ZM79 64V63H78ZM89 64V63H88ZM102 64V63H101ZM103 64V65H104ZM114 64V63H113ZM116 64V63H115ZM122 64V62L120 63ZM197 63H195L196 65ZM224 64V65H225ZM9 65V64H8ZM66 65V66H67ZM102 65V67H103ZM106 65H108L106 63ZM104 65V67L106 66ZM119 65V64H118ZM192 65V64H191ZM218 65V62H217ZM223 64H221L222 66ZM227 65V64H226ZM242 65V64H241ZM246 65V64H244ZM252 65V64H250ZM256 65V64H255ZM261 65V64H260ZM4 66V65H3ZM75 66V65H74ZM114 66V65H113ZM123 66V64H122ZM121 66V67H122ZM168 66V65H167ZM202 66V65H201ZM234 66V65H233ZM247 66L248 63H247ZM263 66V65H262ZM8 67V66H7ZM31 67V68H30ZM60 67V66H59ZM63 67V66H62ZM72 67V66H71ZM90 67V65L88 66ZM87 67V68H88ZM94 67V66H93ZM92 67V68H93ZM116 67V66H115ZM120 67V65H119ZM169 67V66H168ZM193 67V66H192ZM218 67V66H217ZM220 67V66H219ZM235 67V66H234ZM240 67V65H239ZM91 68V67H90ZM88 68V69H90ZM107 68H109V66H106V70H108ZM230 68V67H229ZM232 68V67H231ZM230 68V70H231ZM105 69V68H103ZM114 68L110 67L108 70L107 75V80L103 83L97 82L98 80H96L95 82L93 81L92 83L87 84V86H85V91L87 92V90L89 91V93L91 92V96L92 97L90 100L91 104H94V111L92 112L91 115V119H92V125L94 126V131L92 133L93 134V138L95 139H101L102 137V131L100 130L101 128V124H103V121H105L104 119L106 118V116L108 115L107 113V109H109L110 107V103H108V98L107 96H110L109 92L112 90L113 86L117 83L118 78L117 76H115V74L113 75V71L111 70ZM126 69V68H125ZM124 69V70H125ZM128 69V68H127ZM126 69V70H127ZM172 69V68H171ZM197 69V68H196ZM227 69V68H226ZM225 69V70H226ZM234 69V68H232ZM238 69V68H237ZM242 69V68H241ZM240 69V70H241ZM76 70V69H74ZM84 70V69H83ZM117 70V69H115ZM122 70V69H120ZM137 70V69H136ZM167 70V69H166ZM176 70V69H174ZM179 70V68H178ZM201 70V69H200ZM239 69L237 71H240ZM112 71V72H111ZM119 71V70H118ZM117 71V72H118ZM130 71V70H129ZM187 71V70H186ZM192 71V70H191ZM197 71V70H196ZM202 71V70H201ZM201 71L197 72V73H201ZM234 71V70H233ZM232 71V72H233ZM80 72H73L74 76H80ZM126 72V71H125ZM137 72V71H136ZM139 72V71H138ZM157 72V71H156ZM175 72V71H174ZM119 73V72H118ZM142 73V72H141ZM144 73V72H143ZM146 73V72H145ZM149 73V71H148ZM152 73V72H150ZM149 73V74H150ZM158 73V72H157ZM224 73V72H223ZM226 73V72H225ZM242 73V70H241ZM95 74V73H93ZM123 72L121 73V76L123 77ZM129 74H131L129 72ZM138 74V73H137ZM155 74V73H153ZM152 74V75H153ZM219 74V73H217ZM229 74V73H228ZM233 74V73H232ZM240 74V72H239ZM238 74V75H239ZM62 75V74H61ZM86 75V74H85ZM102 75V74H101ZM127 75V74H124ZM147 75V74H146ZM145 75V76H146ZM157 75V74H156ZM175 75V73H174ZM180 74H178L179 76ZM213 75V74H212ZM216 75V73H215ZM225 75V74H224ZM230 75V74H229ZM241 75V74H240ZM239 75V76H240ZM243 75V74H242ZM71 76V74H70ZM105 76V75H104ZM120 76V73H119ZM133 75L127 77L129 84H131L132 79H134L132 77ZM154 76V75H153ZM176 76V75H175ZM182 76V74H181ZM214 76V75H213ZM212 76V78H214ZM218 76V75H217ZM221 76V74H219V77ZM223 76V75H222ZM221 76V77H222ZM238 76V77H239ZM81 77V76H80ZM79 77V79H80ZM84 77V75H83ZM100 77V76H99ZM106 77V76H105ZM126 77V76H125ZM135 77V76H134ZM150 77V76H149ZM202 77V76H201ZM200 75L198 74H190L188 72H186L182 78L178 77L177 82H167L166 85L164 86L165 89L163 90V92L160 94V96L156 99H153V96L151 94H146L144 95V100L141 101H137L136 105L138 107H143L146 108L145 114H144V120H142L140 123L135 124L132 128H135L140 130L141 132H147L149 134V132L151 131H155L157 129H159L160 131L164 130L166 126H171V125H176L178 124V122L181 119V116L186 117L182 112H181V108L182 107H188V108H195V107H199V105H201V100L198 98H194L191 100H186V101H182L181 98L183 99V95L187 92V91H192L194 89H196L197 87H199L202 83L200 81H202L200 78ZM204 77V76H203ZM202 77V78H203ZM12 78V79H11ZM58 78V77H57ZM87 78V77H85ZM103 78V76H102ZM146 77H143V79ZM218 78V77H217ZM236 78V76H235ZM45 79V78H44ZM77 79V78H76ZM90 79V78H89ZM94 79V78H93ZM104 79V78H103ZM125 79V78H124ZM156 79H158L156 77ZM164 79V78H163ZM177 77H175L174 80H176ZM204 79V78H203ZM238 79V78H236ZM241 79V78H240ZM264 79V78H263ZM13 80V81H10ZM41 80V79H40ZM62 80V79H61ZM65 80V79H64ZM63 80V81H64ZM88 80V78H87ZM121 80V79H120ZM123 80V79H122ZM213 80V79H212ZM211 80V82H212ZM216 80V79H215ZM220 80V79H219ZM224 80V78H223ZM242 80V79H241ZM42 81V80H41ZM67 81V79H66ZM85 81V80H84ZM136 81V80H135ZM164 81V80H163ZM208 81V79H207ZM260 81V80H258ZM45 82V81H44ZM48 82V81H46ZM59 82V81H58ZM70 82V81H69ZM89 82V81H88ZM87 82V83H88ZM102 82V81H101ZM121 82V81H120ZM142 82V81H141ZM210 82V83H211ZM223 82L221 80V83L223 84ZM253 82V81H252ZM61 83V82H60ZM68 83V82H67ZM138 83V82H137ZM209 83V85H210ZM220 83V84H221ZM247 83V82H246ZM249 83V82H248ZM257 83V81H256ZM259 83V82H258ZM258 83L256 85H258ZM262 83V82H261ZM264 83V82H263ZM13 84V83H12ZM45 84V83H44ZM56 84V82H55ZM53 84V85H55ZM63 84V83H61ZM85 84V82H84ZM103 84V85H102ZM120 84V83H119ZM126 84V83H123ZM128 84V85H129ZM212 85L214 84H219V83H211ZM221 84V86H222ZM243 84V82H242ZM245 84V82H244ZM252 84V83H251ZM249 84V85H251ZM79 85V84H78ZM102 85V86H101ZM161 85V84H160ZM208 86V84H206ZM247 85V84H246ZM262 85V84H261ZM259 85V86H261ZM18 86V85H16ZM76 86V85H75ZM130 86V85H129ZM141 86V85H140ZM215 86V85H214ZM213 86V87H214ZM217 86V85H216ZM258 86V87H259ZM11 87L13 89H11ZM82 87V86H81ZM80 87V88H81ZM101 87V88H100ZM123 87V86H122ZM205 87V86H204ZM241 87V86H240ZM250 86H248L249 88ZM252 87V86H251ZM255 87V86H253ZM19 88V87H18ZM76 88V87H75ZM74 88V89H75ZM133 88V87H132ZM209 88V86L207 87ZM260 88V87H259ZM20 89V88H19ZM118 89V88H117ZM199 89H202L201 86ZM228 89V88H227ZM245 89V87H244ZM258 89V88H257ZM256 89V90H257ZM33 90V89H32ZM136 90V89H135ZM213 90V89H212ZM222 90H224L222 88ZM246 90V89H245ZM253 90V89H252ZM255 90V89H254ZM253 90V91H254ZM259 90V89H258ZM257 90V91H258ZM29 91V89H28ZM77 91V90H76ZM81 91V90H80ZM119 91V90H118ZM117 91V92H118ZM225 91V90H224ZM227 91V90H226ZM248 91V90H247ZM263 91V90H262ZM260 91V92H262ZM21 92V91H20ZM32 92V91H31ZM40 92V91H39ZM37 92V94L39 93ZM121 92V91H120ZM126 92V91H125ZM200 92V91H199ZM222 92V91H219ZM150 93V92H149ZM192 93V92H191ZM264 93V92H263ZM66 94L68 96L69 99H66ZM109 94V95H108ZM127 94V93H126ZM143 94V93H141ZM196 94V93H195ZM248 94V92L246 93ZM35 95V94H34ZM82 96H84L83 94H81ZM114 95V94H112ZM123 95V94H122ZM140 95V94H139ZM193 95V94H192ZM249 95V94H248ZM86 96V94H85ZM84 96V97H85ZM124 96V95H123ZM126 96V95H125ZM141 96V95H140ZM156 96V95H155ZM256 96V95H254ZM22 97V96H21ZM79 97V96H78ZM187 97V96H186ZM250 97V96H249ZM248 97V98H249ZM251 97H253L251 95ZM250 97V98H251ZM259 97V96H258ZM88 98V97H87ZM112 98V96H111ZM133 100V98H130V100ZM138 100V98H136ZM185 99V98H184ZM247 99V98H246ZM127 100V99H125ZM140 100V99H139ZM84 101H86L84 99ZM129 101V100H127ZM126 101V103H127ZM165 101L171 103V107H169L168 109H173L174 112L171 113L169 115L168 118H166V120L164 121L162 119V124L159 125L158 120H156V115L154 114L155 111L162 109L160 111L163 112V105L165 103ZM130 102V101H129ZM149 103V104H148ZM90 104V105H91ZM131 104V103H129ZM147 104L149 105L147 108V106L144 107V105ZM40 105V109L34 111L35 106ZM77 105V106H78ZM79 108V107H77ZM84 107H82L80 110H83ZM111 110V108H110ZM153 110V111H151ZM75 111V110H74ZM79 111V110H78ZM86 111V110H85ZM109 111V110H108ZM123 111V110H122ZM154 112V113H153ZM167 112V111H165ZM164 113V112H163ZM169 113V112H168ZM80 114V111H79ZM84 114V112H83ZM83 114L81 115V117L83 116ZM89 114V113H88ZM131 114V113H129ZM122 115V114H121ZM161 115V114H160ZM168 115V114H167ZM75 116V115H74ZM73 116V117H74ZM123 116V115H122ZM140 116V115H138ZM163 116V115H162ZM132 117V115H131ZM137 117V116H135ZM133 118V117H132ZM140 118V117H139ZM142 118V116H141ZM140 118V119H141ZM187 118V117H186ZM87 119V118H86ZM85 118H82V120H86ZM107 119V118H106ZM123 119V118H122ZM161 119V117H160ZM81 120V121H82ZM57 121L58 124H57ZM73 121V120H72ZM88 121V119H87ZM86 121V122H87ZM121 121V120H120ZM126 121V120H124ZM75 122V120H74ZM83 122V121H82ZM85 122V123H86ZM89 122V121H88ZM87 122V123H88ZM106 122V121H105ZM119 122V121H118ZM107 123V122H106ZM57 124V125H56ZM111 124V123H110ZM114 124V123H112ZM187 124V123H186ZM53 125H55L53 127ZM86 125V124H85ZM104 125V124H103ZM105 125H109V124H105ZM121 125V124H120ZM81 126V125H79ZM84 126V125H82ZM123 126V125H122ZM109 128V127H108ZM114 128V127H113ZM130 128V127H129ZM78 130V127H77ZM104 130V128H103ZM125 128H120V132H125ZM46 132V133H47ZM106 132V131H105ZM136 133V132H135ZM144 134V133H143ZM90 135V134H89ZM140 135V133H139ZM146 135V134H144ZM88 136V135H86ZM85 136V137H86ZM141 136V135H140ZM121 137V136H120ZM28 138V139H26ZM84 138V136H83ZM104 138V137H103ZM102 138V139H103ZM77 139V138H76ZM81 139V138H80ZM128 139V138H127ZM144 139V138H143ZM42 140V139H41ZM79 140V138H78ZM77 140V141H78ZM84 140V139H83ZM86 140V139H85ZM84 140V141H85ZM91 140V139H89ZM92 141V140H91ZM101 141V140H99ZM107 142V140H105ZM82 142V140H81ZM97 142V141H96ZM104 142V141H103ZM102 142V143H103ZM72 143V142H71ZM77 143V142H76ZM56 144V143H55ZM75 144V143H74ZM107 144V143H106ZM104 144L100 145V148L98 150H106L108 148V146ZM142 144V143H141ZM68 145V144H67ZM73 145V144H72ZM79 145V144H78ZM99 145V144H98ZM97 145V146H98ZM123 145V144H122ZM59 146V144H58ZM116 146V145H113ZM187 146V145H186ZM194 146V147H193ZM191 145V147L193 148H184L182 146L179 145H172V144H168L167 148H166V152L167 154L170 155V157L172 156L174 160H177L179 163H177L178 167H181V169H186L187 167H190V170H192L191 167L195 166L198 167L199 169H204L206 170L207 174L208 171L207 169H209L212 165V163L205 161L204 159L201 160L199 159L197 162H194L195 160L192 161V158H196L197 156H201L203 154H206L205 150H201L200 147L201 146H195V145ZM19 147L21 148V151H18L17 149L15 150L14 148ZM63 147V146H62ZM62 147L59 149L61 150ZM66 147V146H65ZM81 147V146H80ZM124 147V146H123ZM18 148V149H19ZM125 148V147H124ZM165 148V147H164ZM68 149V148H67ZM81 149V148H80ZM89 149V148H87ZM111 149V148H110ZM115 149V148H114ZM113 149V150H114ZM74 150V149H73ZM73 150H67L65 153H69L72 154L74 153ZM79 150V149H78ZM122 150L121 148L118 150V152ZM56 151V150H55ZM58 151V150H57ZM115 151V150H114ZM21 152L25 153L24 156H22ZM61 152V151H60ZM76 152H78L76 150ZM92 152V151H91ZM116 152V153H118ZM126 152V151H125ZM212 152V151H211ZM58 152L53 153V151H50V153H43V156H41V158H43V166L46 170H49L50 172H53L54 176H43V177H39V176H33L32 172H26L23 171L22 169H17L14 170L13 175L11 176V179H9L8 181H4V179H2L0 177V187L2 186H6L7 189L11 190V193H5V192H0L2 193V195H0V207L1 205H7L9 203L13 202V199L16 197L17 200L14 201L16 206L14 207V211H13V219L16 221H19L22 223L21 226H17L18 228L12 230V226L9 230V235L11 236V238H15L16 240H20L21 244L20 246L14 247L13 249H10V251H12V254H4L3 256H0V264H15L14 259L16 258V256L21 255L24 256L23 258L26 260L25 262H27L28 264H135L134 259H139L138 257L136 258H132V252L136 249L135 246L138 244H134V242L132 241L133 239L127 241L126 242H122L119 241L120 243H117V241L115 242H97L94 244H86V246L79 248L77 250L71 248L69 245L66 244H61V243H56L58 242V240L56 242H49V244L47 245V250L49 251V254L47 252V254L49 255L50 261H44V255H45V251L46 249H44L45 251L44 254L42 253V250L40 249L41 247L36 245L32 239V236L34 237V234H37L39 232H52L54 234L56 233H67L69 236H74L75 238H85L83 240H88L91 237L95 236V235H99L102 236L103 238L105 236H108V234L111 232V230H114L115 227L113 226L114 222L111 221L110 223V227H102L104 226V224L102 226H94L91 224V222L87 221V217L90 215L94 216V213L90 214L89 212H92V210H88V207H93V206H97V209H93V212L97 213L100 212V209H104L107 214L109 212V206L107 205V203L112 202V201H119L121 202L120 207H119V211L123 212L124 207H128L130 204H136L137 206L143 207V209H145L144 212L148 213V217H147V221L148 223H153L155 221V217L157 214L156 211L157 209L155 207L150 206V199L145 196V194H147L148 189H150L149 187V183L146 182L145 180H141V178L137 177L138 176V172H136L137 176L133 175L132 173H130V171H126L127 172V178H124L126 175V173L124 174V172L122 174V176L118 175V171H114V169H111L110 167H108V177L110 178L111 182L112 180L115 181L113 184H116L118 186V188L125 190L126 188L128 190H130L131 188H133L132 190L136 191V195L133 196H128L125 194V196L123 195V197H114L111 195L110 196H106V194H104L101 191L96 192L97 196H93L92 194H89L87 192H91L90 190H88L87 185L90 184L93 181V178L95 177V175H99L98 173H101L103 168L96 164L95 168L96 171H94V173H90L92 175H89L87 172V169H83L82 168L80 171L78 172H66V168L64 167V165L62 163H66V161L63 160V162L58 158L57 155ZM64 153V154H65ZM110 153V152H109ZM128 153V151L126 152ZM125 153V155L121 154L119 157V161L121 163H123L124 165H127V167H131V158L130 156H127ZM213 153V152H212ZM63 154V153H62ZM83 154V152H82ZM86 154V153H85ZM84 154V155H85ZM103 154V153H102ZM131 154V153H130ZM261 154V153H260ZM88 155V154H87ZM100 155V154H98ZM156 155V154H155ZM159 155V154H157ZM35 156V155H34ZM33 156V157H34ZM60 156V155H59ZM62 156V155H61ZM60 156V157H61ZM70 156V155H69ZM92 156V155H91ZM90 156V157H91ZM154 156V155H153ZM167 156V155H166ZM164 156V158L166 157ZM210 156V155H209ZM37 157V156H36ZM39 157V156H38ZM63 157V156H62ZM110 157V156H109ZM132 157V156H131ZM138 157V156H137ZM136 157V158H137ZM149 157V156H148ZM152 157V156H150ZM149 157V158H150ZM163 157V156H162ZM161 157V158H162ZM67 158V157H65ZM168 158V157H167ZM200 158V157H199ZM34 159V158H33ZM68 159V158H67ZM78 159V157L76 158ZM97 160V158H94ZM100 159V158H99ZM153 159H155L153 157ZM171 158H169L170 160ZM93 160V159H92ZM94 160L93 162L95 163ZM136 160V159H135ZM72 161V160H71ZM70 160L67 162H70V165L73 164ZM116 161V160H115ZM153 161V160H152ZM172 159L170 162H173ZM239 161V160H238ZM242 161V160H241ZM247 161V160H246ZM74 162V160H73ZM119 162V164H120ZM134 162V161H133ZM149 162L150 159H149ZM248 162V161H247ZM252 162V161H251ZM40 163V162H39ZM75 163V162H74ZM79 162H77L78 164ZM97 163V162H96ZM8 164V165H7ZM34 164V163H33ZM76 164V163H75ZM80 164V163H79ZM86 164V163H85ZM101 164V163H100ZM151 164V163H150ZM153 164V163H152ZM151 164V165H152ZM171 164V163H170ZM242 164V163H240ZM244 164H247L246 162H244ZM253 164V163H252ZM39 165V164H38ZM83 165V164H82ZM87 165V164H86ZM104 165V164H103ZM107 165V164H106ZM173 165V164H171ZM217 165V164H216ZM219 165V164H218ZM237 165V164H236ZM243 165V164H242ZM249 165V164H247ZM67 166V165H65ZM74 166V165H73ZM79 167V165H77ZM115 166V165H114ZM134 166V163H133ZM132 166V167H133ZM153 166V165H152ZM174 166V165H173ZM174 166V167H177ZM254 166V165H253ZM75 167V166H74ZM119 167V166H118ZM135 167V166H134ZM133 167V169H134ZM213 167V165H212ZM220 167V166H219ZM239 167V166H238ZM241 167V165H240ZM247 167V166H246ZM35 168V167H33ZM80 168V167H79ZM93 168V167H92ZM91 168V169H92ZM116 168V167H115ZM194 168V167H193ZM40 169V167H39ZM44 169V170H45ZM76 169V168H75ZM107 169V168H106ZM104 169V170H106ZM132 169V170H133ZM180 169V168H179ZM198 169V170H199ZM200 169V170H201ZM33 170V169H32ZM37 170V169H36ZM45 170V171H46ZM125 170V169H124ZM165 170V169H164ZM189 170V169H188ZM189 170V171H190ZM197 170V169H196ZM196 170H193L196 171ZM197 170V171H198ZM199 170V171H200ZM235 170V168H234ZM5 171V170H3ZM34 171V170H33ZM121 170H119L120 172ZM123 171V170H122ZM254 171V169H253ZM9 172V171H8ZM129 172V173H128ZM132 172V171H131ZM204 172V171H203ZM106 173V172H105ZM134 173V171H133ZM199 173V172H198ZM205 173V172H204ZM202 173V174H204ZM263 173V172H262ZM5 174V173H4ZM195 176V173H193ZM235 174V173H234ZM261 174V173H260ZM264 174V173H263ZM102 175V174H101ZM104 175V174H103ZM102 175V176H103ZM152 175V174H151ZM160 175V174H159ZM163 175V174H162ZM124 176V177H123ZM142 176V174H141ZM263 176V175H262ZM105 178V176H103ZM102 177V178H103ZM161 177V176H156ZM189 177L190 174H189ZM196 177V176H195ZM204 177V175H203ZM208 177V175L206 176ZM103 178V179H104ZM146 178V177H145ZM165 178V177H163ZM162 178V179H163ZM194 178V177H193ZM97 179V178H96ZM159 179V178H158ZM161 178L159 180H157L158 184H162L164 187V185L168 182H165L162 180ZM192 179V178H191ZM197 180V178H195ZM200 179V178H199ZM198 179V180H199ZM108 180V179H107ZM175 180V179H174ZM188 180V178H187ZM195 180V181H196ZM205 179L203 178V181ZM208 180V179H206ZM10 181V182H9ZM94 181L97 182V180ZM100 181V179H99ZM98 181V182H99ZM149 181V179H148ZM94 182V183H95ZM107 182V181H106ZM152 182V181H151ZM150 182V183H151ZM187 182V181H186ZM197 182V181H196ZM201 184L203 183L202 181H200ZM199 182V183H200ZM206 182V181H205ZM6 183V184H5ZM78 183L80 184V188L79 190H71L69 189L71 185ZM171 182H169L170 184ZM185 183V182H184ZM188 183V182H187ZM208 183V182H207ZM55 184L54 187H46V185H52ZM63 185V187H58L57 185ZM189 184V183H188ZM195 184V183H194ZM205 184V183H204ZM202 184V185H204ZM209 184V183H208ZM93 185V184H91ZM96 185V184H95ZM100 185L97 184V186ZM152 185V184H151ZM154 185V184H153ZM207 185V184H206ZM212 185V184H211ZM67 186V187H66ZM78 186V185H77ZM90 186V185H89ZM94 186V185H93ZM156 186V185H155ZM160 186V185H159ZM167 186V185H165ZM196 186V185H194ZM210 186V185H209ZM259 186V185H258ZM75 187V186H74ZM130 187V189H129ZM157 187V186H156ZM155 187V188H156ZM160 187V188H161ZM169 187V186H168ZM204 187V186H202ZM99 188V187H98ZM154 188V187H151ZM165 188V187H164ZM171 188V186L169 187ZM185 188V187H184ZM189 188V186H188ZM196 188V187H194ZM126 189V190H127ZM173 189V188H172ZM222 189V188H221ZM227 189V188H226ZM3 190V189H2ZM115 190V189H114ZM119 190V189H118ZM131 190V191H132ZM198 190V189H197ZM220 190V189H219ZM218 190V193H216V191L214 192L215 194H212L213 196H217V194L220 195V191ZM225 190V189H223ZM112 190H110L109 192H111ZM122 191V190H121ZM204 191V190H201ZM258 191V190H257ZM9 192V191H8ZM108 192V191H107ZM113 192V191H112ZM147 192V193H146ZM151 192V190H150ZM149 192V193H150ZM165 192V191H164ZM208 192V191H206ZM220 192V193H219ZM223 192V191H222ZM26 193V194H24ZM93 193V192H92ZM153 193V192H152ZM198 193V192H196ZM203 193V192H202ZM202 193H200L201 195H203ZM34 194H39V195H43L42 197H38L41 198L39 200H37L35 198V196H33ZM193 194V193H192ZM209 194V193H208ZM228 194V192L226 193V195ZM20 195V196H19ZM96 195V194H95ZM148 196L151 197V194H147ZM160 195V194H159ZM165 195V194H164ZM206 195V194H205ZM218 195V196H219ZM225 195V194H223ZM224 196L227 197V196ZM18 196V197H17ZM33 196V197H32ZM119 196V195H117ZM153 196V195H152ZM155 196V195H154ZM204 196V195H203ZM210 196V195H209ZM217 196V197H218ZM222 196V195H221ZM92 197H94L92 199ZM170 197V196H169ZM152 198V197H151ZM215 198V197H214ZM165 199V198H164ZM233 199V198H232ZM158 200V199H157ZM201 200V198L199 199ZM212 200V199H209ZM222 200V199H221ZM228 200V199H227ZM176 201V200H175ZM193 201V200H192ZM205 201V200H204ZM107 205L108 208H106V206L103 207V205H100L101 203H104ZM154 202V201H153ZM152 202V203H153ZM171 202V201H170ZM169 202V203H170ZM188 202V201H187ZM182 204L185 207V204ZM191 202V201H190ZM202 202V200H201ZM206 202V201H205ZM208 202V200H207ZM151 203V204H152ZM155 203V202H154ZM174 204V202H172ZM177 203V202H176ZM209 203V202H208ZM111 204V203H110ZM171 204V203H170ZM169 204V205H170ZM204 204V203H203ZM242 204V203H241ZM240 204V205H241ZM160 205V204H159ZM178 205V204H177ZM181 205V206H182ZM190 205V204H189ZM188 206V208H190ZM194 205V204H193ZM207 205V204H206ZM10 209V205H8ZM57 207V210H54V207ZM113 206V205H112ZM165 206V205H163ZM182 206V207H183ZM186 206V207H187ZM201 206V204H200ZM199 206V207H200ZM209 206V204L207 205ZM7 207V206H6ZM168 208V206H166ZM180 205H178V207L175 209V206L173 207L175 210H180L179 209ZM183 207V209H184ZM203 207V206H202ZM12 208V207H11ZM165 208V207H164ZM206 208V207H205ZM102 209V210H103ZM133 209V208H132ZM173 209V210H174ZM182 209V208H181ZM211 209V208H210ZM209 209V210H210ZM5 210V209H3ZM11 210V209H10ZM112 210V209H111ZM187 210V209H185ZM200 210V209H199ZM205 210V209H204ZM208 210V208H207ZM9 211V210H8ZM104 211V212H105ZM201 211H203V208L201 209ZM211 211V210H210ZM209 211V212H210ZM130 212H132L130 210ZM251 212V211H250ZM103 213V212H102ZM127 213V212H126ZM177 213V212H176ZM185 213V212H184ZM182 213V214H184ZM11 214V212H10ZM118 214H122V213H118ZM124 214V212H123ZM180 214V212H179ZM188 214V213H187ZM233 214V213H232ZM104 215V213H103ZM129 215H131L129 213ZM260 215V214H259ZM97 216V214H96ZM101 216V214H100ZM110 216L113 215H109ZM125 216V214H124ZM128 216V214L126 215ZM125 216V218H126ZM185 216V215H182ZM187 216V215H186ZM185 216V217H186ZM190 216V215H189ZM196 216V215H195ZM204 216V215H203ZM252 215H250L251 217ZM256 217V214L254 215ZM258 216V215H257ZM105 217V215H104ZM122 216H119V218H121ZM146 217V216H145ZM171 217V216H169ZM249 216H247L248 218ZM249 217V218H250ZM255 217L253 218V216L251 218H253V221L255 219ZM260 217V216H259ZM258 217V218H259ZM106 218V217H105ZM103 218V219H105ZM112 218V217H111ZM128 218H131L128 216ZM157 218V217H156ZM212 218V217H211ZM233 218V217H232ZM246 218V219H247ZM1 219V218H0ZM191 219V218H190ZM203 219V218H202ZM243 219V218H242ZM241 219V220H242ZM67 220H75L76 226L74 227V229H69L68 227H66V221ZM102 220V219H101ZM100 220V221H101ZM188 220V219H187ZM193 220V219H192ZM245 220V218H244ZM251 220V219H249ZM261 220V217L260 219ZM129 222L130 220L127 219L124 223ZM138 221V219H137ZM143 221V219L141 220ZM146 221V222H147ZM233 221V220H232ZM248 221V219H247ZM246 221V222H247ZM256 221H257V217H256ZM3 222V221H2ZM1 222V223H2ZM7 222V221H6ZM13 222V221H12ZM99 222V221H98ZM110 222V220H109ZM194 222V221H193ZM208 222V221H207ZM250 223V221H248ZM260 222V221H259ZM262 222V221H261ZM0 223V224H1ZM4 223V222H3ZM2 223V224H3ZM68 223V222H67ZM73 223V222H72ZM71 223V224H72ZM95 224L97 223L96 221L94 222ZM102 223V222H101ZM147 223V224H148ZM155 223V222H154ZM153 223V224H154ZM216 223V222H215ZM244 223V222H243ZM258 223V222H257ZM75 224V222H74ZM123 224V222H122ZM131 224H137L135 221L131 220L128 223V227L127 230L129 228L132 227ZM139 224V221H138ZM138 224L136 227H138ZM142 224H144L142 222ZM145 226H148V225ZM153 224H151L153 226ZM256 224V223H255ZM7 225V224H3ZM13 225V224H12ZM98 225V224H97ZM106 225V224H105ZM117 225V224H116ZM140 225V224H139ZM155 225V224H154ZM2 226V228H3ZM127 226V225H126ZM143 228L145 229L144 225H142ZM152 226H149L152 227ZM177 226V225H176ZM189 226V225H188ZM191 226V225H190ZM135 227V228H136ZM141 226H139L140 228ZM154 227V226H153ZM196 227V226H194ZM15 228V227H14ZM121 228V227H120ZM1 229V228H0ZM151 229V228H150ZM187 229V228H186ZM185 229V230H186ZM190 229V228H189ZM12 230V231H11ZM17 230V231H16ZM135 230V229H134ZM137 230V229H136ZM170 230V229H168ZM184 230V229H183ZM199 230V229H198ZM148 231V230H146ZM189 231V230H188ZM217 231V230H216ZM4 232H6V230L1 229L0 231V236L3 234ZM129 232V231H128ZM177 232V231H176ZM194 232V231H193ZM203 231L199 232L196 231L194 233H187L186 231L183 232V237L182 238H177L174 235L170 234L169 238L170 240L173 239V241H186L187 239L191 238L193 235L196 234H201ZM8 233V232H6ZM138 233V232H137ZM153 233V232H152ZM160 233V232H157ZM233 233V232H232ZM244 233V232H243ZM240 233V236L244 238V234ZM12 234V235H11ZM44 234V233H42ZM46 234V233H45ZM52 234L51 236L53 237ZM156 234V233H155ZM255 234V233H254ZM48 235V233H47ZM111 235V234H110ZM138 235V234H137ZM146 235V234H145ZM159 235V234H158ZM5 236V235H4ZM4 236L2 237V239L4 238ZM8 236V235H6ZM114 236V235H113ZM116 236V235H115ZM144 236V235H143ZM151 236V235H149ZM205 236V235H204ZM208 236V234H207ZM214 236V235H213ZM235 236V235H234ZM101 237V238H102ZM110 237V236H108ZM107 237V240H108ZM139 237V236H138ZM147 237V236H146ZM155 237V236H154ZM6 238V237H5ZM37 238V237H35ZM43 238V237H42ZM58 238V237H57ZM60 238V237H59ZM58 238V239H59ZM70 238V237H68ZM150 238V237H149ZM209 238V237H208ZM215 238V237H214ZM218 238V237H217ZM258 238V237H257ZM1 239V237H0ZM39 239V238H38ZM54 239L56 240V236L54 237ZM63 239V238H62ZM67 239V238H66ZM100 239V238H99ZM111 239V238H109ZM151 239V238H150ZM153 239V238H152ZM157 239V238H155ZM210 239V238H209ZM237 239V238H236ZM6 240V239H5ZM8 240V239H7ZM6 240V241H7ZM35 240V239H34ZM47 240V239H46ZM60 240V239H59ZM82 240V239H81ZM120 240V239H119ZM16 241V242H18ZM62 241V240H61ZM98 241V240H97ZM124 241V240H123ZM135 241V240H134ZM199 241V240H198ZM4 242V239H3ZM10 245H17V243H13L12 241H10ZM36 242V240H35ZM76 242V241H75ZM74 242V243H75ZM79 242H82L79 240ZM78 242V243H79ZM137 242V241H136ZM155 242V241H154ZM159 242V241H158ZM13 243V244H11ZM86 243V242H85ZM145 243V242H144ZM152 243V242H151ZM242 243V242H241ZM3 244V243H2ZM19 244V242H18ZM38 244V243H37ZM42 244V243H41ZM44 244V243H43ZM180 244V243H179ZM135 245V246H133ZM139 245V244H138ZM137 245V246H138ZM142 245V244H141ZM218 245V244H217ZM1 246V243H0ZM11 246V247H12ZM46 246V245H45ZM78 246V245H77ZM136 246V247H137ZM220 246V245H219ZM2 247V246H1ZM7 247V246H6ZM5 247V248H6ZM145 247V246H143ZM177 247V244H176ZM180 248V246H178ZM4 248V246H3ZM46 248V247H44ZM76 248V247H75ZM175 248V247H174ZM2 249V248H1ZM139 249V247L136 249V251ZM5 250V249H4ZM143 249H140L139 251L141 252ZM147 250V249H146ZM135 251L136 256L138 253ZM182 251V250H181ZM143 252V251H142ZM179 252V250H178ZM184 252V251H183ZM182 252V253H183ZM1 254V252H0ZM46 254V255H47ZM140 254V253H139ZM47 255V256H48ZM145 255V254H144ZM143 256V255H142ZM142 256L140 257V259H142ZM135 257V256H134ZM18 258V257H17ZM146 258V257H145ZM183 258V257H182ZM181 258V259H182ZM47 259V257H46ZM45 259V260H46ZM147 259V258H146ZM149 259V258H148ZM198 259V258H197ZM200 259V258H199ZM18 260V259H16ZM52 260V262H51ZM144 260V259H143ZM184 260V259H182ZM24 261V260H23ZM140 261V260H139ZM146 262L148 260H145ZM181 261V260H180ZM192 261V259H191ZM189 261V262H191ZM198 261V260H197ZM138 262V261H137ZM143 262V261H142ZM185 262V261H184ZM183 262V263H184ZM201 261H199L200 263ZM202 262H206L203 261ZM26 263V264H27ZM141 263V261H140ZM197 263V262H196ZM137 264V263H136ZM143 264V263H142ZM145 264V263H144ZM150 264V263H148ZM190 264V263H189ZM198 264V263H197Z\"/></svg>",
  "mask_w": 264,
  "mask_h": 264
}]
</instances>
